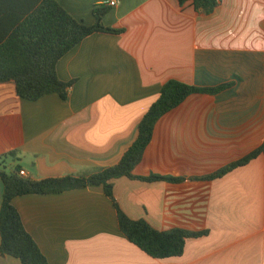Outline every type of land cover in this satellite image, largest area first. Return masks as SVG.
Here are the masks:
<instances>
[{"label":"crops","instance_id":"1","mask_svg":"<svg viewBox=\"0 0 264 264\" xmlns=\"http://www.w3.org/2000/svg\"><path fill=\"white\" fill-rule=\"evenodd\" d=\"M42 1L0 0V40ZM56 1L88 27L105 5V27L124 33L93 34L57 63L58 79L74 82L67 101L22 100L12 82L0 84V169L12 160L41 181L115 166L165 83L235 85L162 117L133 172L185 181H114L129 218L206 235L161 261L121 233L103 187L18 197L13 205L49 264H264V153L219 179L194 180L264 148V0H218L210 15L177 0ZM3 188L0 179V210ZM0 264L21 262L0 256Z\"/></svg>","mask_w":264,"mask_h":264},{"label":"trees","instance_id":"2","mask_svg":"<svg viewBox=\"0 0 264 264\" xmlns=\"http://www.w3.org/2000/svg\"><path fill=\"white\" fill-rule=\"evenodd\" d=\"M180 7L190 5L196 13L210 15L218 0H177ZM110 11L105 5L95 7V24L88 27L74 19L56 0H43L31 10L28 16L12 27L6 37L0 40V84L15 85L20 99L37 102L44 97L57 94L67 101L74 82L63 83L58 78L57 63L77 45L93 34L121 35L122 29L107 28L103 19ZM235 83L218 87L198 88L179 81H168L160 90L155 103L143 116L138 127V136L115 166L97 170L80 177L66 176L31 180L20 175L16 167L8 173L0 169L3 182V200L0 210V256L12 257L21 264H49L47 257L27 232L13 201L22 196L57 195L68 191L84 190L89 187H103L105 196L117 212L121 233L127 240L147 256L161 261L182 256L186 242L198 239L206 232H189L184 229L159 231L145 220H133L121 209L114 197V181L127 178L143 183L165 182L180 184L183 178H167L150 175L136 176V168L142 162L145 151L152 142L154 129L167 113L181 106L195 95L217 96L230 89ZM264 153V148L253 151L237 162H233L213 175L194 180L213 181L235 170L245 167ZM8 153V157H13Z\"/></svg>","mask_w":264,"mask_h":264},{"label":"built area","instance_id":"3","mask_svg":"<svg viewBox=\"0 0 264 264\" xmlns=\"http://www.w3.org/2000/svg\"><path fill=\"white\" fill-rule=\"evenodd\" d=\"M105 4L108 6V7H115L117 5V2L116 1H109V2H105ZM20 175L23 176V177H27L26 173L24 171H20Z\"/></svg>","mask_w":264,"mask_h":264},{"label":"rangeland","instance_id":"4","mask_svg":"<svg viewBox=\"0 0 264 264\" xmlns=\"http://www.w3.org/2000/svg\"><path fill=\"white\" fill-rule=\"evenodd\" d=\"M13 164V161L12 160H9V164L7 165V167H5V170L8 172V173H10V171L11 170H13L12 169V166H10V165H12ZM4 167H2V169H3Z\"/></svg>","mask_w":264,"mask_h":264}]
</instances>
